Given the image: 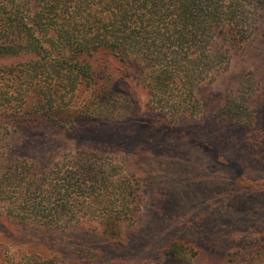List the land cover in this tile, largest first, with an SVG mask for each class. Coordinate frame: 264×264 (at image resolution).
Segmentation results:
<instances>
[{
	"label": "trees",
	"instance_id": "1",
	"mask_svg": "<svg viewBox=\"0 0 264 264\" xmlns=\"http://www.w3.org/2000/svg\"><path fill=\"white\" fill-rule=\"evenodd\" d=\"M262 33L264 0H0V264H22L10 240L30 230L95 224L123 245L142 207L137 180L116 158L59 148L41 165L10 148L19 128L44 120L66 141L77 120L125 121L135 100L159 131L162 121L195 120L197 88ZM254 85L241 79L215 116L264 147ZM224 248L221 264H264L263 238ZM187 251L174 240L148 264H189ZM74 254L67 264H114L89 249Z\"/></svg>",
	"mask_w": 264,
	"mask_h": 264
},
{
	"label": "rangeland",
	"instance_id": "2",
	"mask_svg": "<svg viewBox=\"0 0 264 264\" xmlns=\"http://www.w3.org/2000/svg\"><path fill=\"white\" fill-rule=\"evenodd\" d=\"M244 78L254 80L250 104L255 129L263 135L264 33L233 55L213 81L197 88L202 113L195 120L182 116L173 123L162 121L159 131L135 100L125 121L77 120L66 141L59 139L60 128L44 120L19 128L10 148L27 152L41 165L55 160L59 148H92L116 158L137 180L142 207L123 245L107 241L95 224L44 234L30 230L10 240L16 259L22 264H67L83 248L100 254L101 261L148 264L161 261L163 248L181 240L194 250L195 255L187 251L189 264H221L225 246L245 244L253 236L264 240V147L255 146L239 125L215 116Z\"/></svg>",
	"mask_w": 264,
	"mask_h": 264
}]
</instances>
